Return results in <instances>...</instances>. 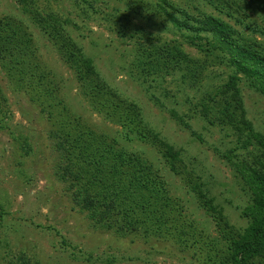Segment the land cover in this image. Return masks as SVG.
<instances>
[{"label": "rangeland", "instance_id": "rangeland-1", "mask_svg": "<svg viewBox=\"0 0 264 264\" xmlns=\"http://www.w3.org/2000/svg\"><path fill=\"white\" fill-rule=\"evenodd\" d=\"M134 1L133 10L131 0H0V49L4 44L16 51L25 44L27 57L40 68L34 70V77H42L40 89L53 90L33 102V89L10 80L0 54V264L20 255L34 264H209L213 255L206 244L218 241L223 248L227 237L233 250L232 241L249 228L245 212L254 202L252 184L264 185V148L256 143L264 144V95L252 79L237 75L244 131L232 105L221 96L209 101L235 74L228 57L197 50L189 44L193 33L173 29L161 15L140 12L142 6L159 5L198 27L214 18L251 46L246 51L264 56V0ZM49 16L91 61L104 91L82 87L58 44L40 29L38 20L49 24ZM159 45L176 46L185 56L158 57L153 47ZM114 107L120 110L111 114ZM127 109L141 121L138 133L118 118ZM220 111L233 116V124L220 119ZM58 117L69 126L61 131L70 144L82 134L73 127L87 128L114 142L119 157L155 170L186 218L182 227L190 225L185 239H173L166 228L147 238L95 229L73 204L74 189L57 178L62 158L55 144L66 145L57 135L61 125L53 122ZM162 146L177 154L187 182L173 175ZM188 183L214 211L205 212ZM229 258L217 264H231Z\"/></svg>", "mask_w": 264, "mask_h": 264}, {"label": "trees", "instance_id": "trees-1", "mask_svg": "<svg viewBox=\"0 0 264 264\" xmlns=\"http://www.w3.org/2000/svg\"><path fill=\"white\" fill-rule=\"evenodd\" d=\"M249 2H255V0H249ZM168 7L172 8L169 5ZM131 8L133 10L138 9L134 0L130 2ZM140 14L144 17L153 16V14L154 16L161 15L164 19L167 18L172 28L193 33L194 35L189 39V44L197 50L205 53L219 52L228 57V63L235 68V74L228 79L224 87L226 89L217 90L215 95L218 96L210 98L209 101L215 102L216 98L221 96L222 101L227 106L230 104L234 107V117L240 116V122L246 131V127L243 125L245 122H243V112H241L240 92L235 89L238 82L237 75L242 74L244 77L252 79L254 82L252 86L264 95L263 87L257 86V83L264 84V56L246 51L251 46H246V41L242 37L238 36L225 23L214 18H203L204 21L198 27L187 24L181 19L180 21L159 5L142 6ZM38 21H40V29L54 44H58L64 61L74 69L82 87L85 86L90 91L92 89L94 94L104 91L105 85L98 80L91 61L86 59L81 50L64 35L60 24L54 21L51 16H49V24L44 18L43 21ZM204 34H208L209 37L200 36ZM21 44L22 47L17 48L16 51L13 48L11 51L3 44L0 54H5L3 60L6 62L9 74H12L9 75L10 80L27 89H33L32 93L37 99L33 102L38 104L43 94L52 95L53 90L50 89L52 92L45 91V86L40 89L43 82H41L42 77H34V70L40 72V68L35 63H31L27 57L28 47L22 42ZM160 48L153 47V49H157L158 57L165 58L167 55L178 59L179 55L185 56L176 46L165 45ZM33 78L34 81H32ZM43 105L45 104L43 103ZM50 107L48 105V108ZM116 110L119 111L120 108L114 107L111 114H115ZM106 111L108 112L109 109ZM207 112L208 110L205 108L203 114L206 115ZM224 113L220 111L222 117L220 119L227 118ZM129 114L132 117L127 116ZM127 115L124 117L118 115V118H124L129 129L138 133L141 123L138 116L129 109H127ZM59 118H55L53 122L56 126L61 125L57 130V135L61 137L63 142H66V145L59 142L55 144L56 151L62 158L61 163L59 161L56 168L57 178L61 182H68V189H74L70 195L73 204L86 215L95 229L106 234L111 232L117 236L125 237L139 234L147 238L149 234H158L160 228H166L172 233L173 239H185L186 230L190 225L182 227L181 223L186 218L181 210L175 208L178 206L173 204V201L168 197L165 183L159 178L155 170L145 164L119 157L114 148V142H108L104 137L95 136L88 132L89 129L87 128L73 127L72 130H81L82 134H76L72 138V144H70L69 138L65 137L61 131L69 129V126L64 124V119ZM232 119L233 116L226 119L229 125L233 124ZM247 131L251 133L250 126H248ZM252 138L255 140V137ZM256 143L264 148L262 141L259 140ZM161 152L162 158L167 162L173 175L186 181L184 169L177 165V154L165 146H162ZM188 185L193 192H198L196 194L203 203L202 208L205 209V212L206 210L208 212L214 211L212 206L204 202V194L191 187L190 183ZM252 185H254V202L250 209L245 212V217L251 221L249 228L243 235L239 236L237 241H232L233 250L230 243L225 241L227 237L224 238L225 240L223 239L225 242L223 248L219 247L218 241L206 244L205 248L208 247V251H211L213 255V259L208 258L209 264H217L227 256L228 258L230 256L229 262L231 264H252L255 259H259L264 264V185L260 187L255 186V183ZM224 246H228V249L224 250ZM219 251H222L220 253L222 256L218 258ZM5 264L34 263H31L25 255H20Z\"/></svg>", "mask_w": 264, "mask_h": 264}]
</instances>
